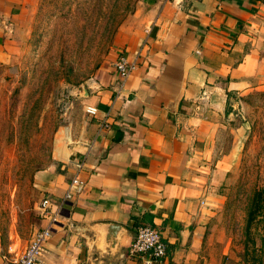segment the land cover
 Returning <instances> with one entry per match:
<instances>
[{"label": "crops", "instance_id": "crops-1", "mask_svg": "<svg viewBox=\"0 0 264 264\" xmlns=\"http://www.w3.org/2000/svg\"><path fill=\"white\" fill-rule=\"evenodd\" d=\"M32 3L0 0V62L19 55ZM118 55L135 65L121 87L112 67ZM261 83L264 0H144L107 63L78 91L52 164L35 177L52 208L72 178L84 182L61 207L43 262L143 264L127 254L137 221L167 244L165 259L155 264L203 263L229 160L213 158L225 108ZM45 226L39 217L35 231ZM27 244L0 246V263L19 257Z\"/></svg>", "mask_w": 264, "mask_h": 264}, {"label": "rangeland", "instance_id": "rangeland-1", "mask_svg": "<svg viewBox=\"0 0 264 264\" xmlns=\"http://www.w3.org/2000/svg\"><path fill=\"white\" fill-rule=\"evenodd\" d=\"M143 1L33 0L19 55L0 62L2 249L27 244L38 229L42 197L35 177L52 164L56 136L75 111L78 91L107 63ZM231 98L220 152L213 155L229 160L201 264H264V219L247 225L252 193L264 186V83Z\"/></svg>", "mask_w": 264, "mask_h": 264}, {"label": "built area", "instance_id": "built-area-1", "mask_svg": "<svg viewBox=\"0 0 264 264\" xmlns=\"http://www.w3.org/2000/svg\"><path fill=\"white\" fill-rule=\"evenodd\" d=\"M112 67L121 87L135 65L133 62H128L124 56L118 55L114 59ZM85 111L91 115L95 112L93 108H86ZM83 187V181L76 177L72 178L55 208H52V201L49 198H42L38 205V214L40 218L46 220V226L32 234L19 257L14 260H3L0 264H45L43 262L44 243L60 217L61 207L65 202L80 194ZM167 250V244L162 240L157 229L149 225H139L135 228V236L128 246L127 254L131 257H139L143 264H155L165 259Z\"/></svg>", "mask_w": 264, "mask_h": 264}, {"label": "trees", "instance_id": "trees-1", "mask_svg": "<svg viewBox=\"0 0 264 264\" xmlns=\"http://www.w3.org/2000/svg\"><path fill=\"white\" fill-rule=\"evenodd\" d=\"M257 217L264 219V186L260 189L254 190L252 193L247 213V225L249 226ZM136 225L139 226L146 224L144 222L138 223L136 221Z\"/></svg>", "mask_w": 264, "mask_h": 264}]
</instances>
